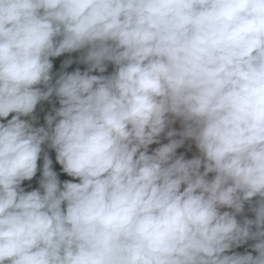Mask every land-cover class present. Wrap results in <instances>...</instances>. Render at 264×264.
Wrapping results in <instances>:
<instances>
[{
  "label": "clouds",
  "instance_id": "9594fccd",
  "mask_svg": "<svg viewBox=\"0 0 264 264\" xmlns=\"http://www.w3.org/2000/svg\"><path fill=\"white\" fill-rule=\"evenodd\" d=\"M0 264H264V0H0Z\"/></svg>",
  "mask_w": 264,
  "mask_h": 264
}]
</instances>
